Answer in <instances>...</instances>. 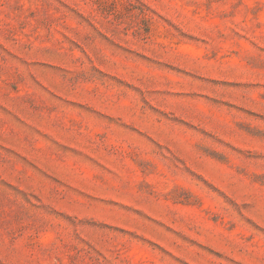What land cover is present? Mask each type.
<instances>
[{
    "label": "rangeland",
    "instance_id": "374dc122",
    "mask_svg": "<svg viewBox=\"0 0 264 264\" xmlns=\"http://www.w3.org/2000/svg\"><path fill=\"white\" fill-rule=\"evenodd\" d=\"M0 264H264V0H0Z\"/></svg>",
    "mask_w": 264,
    "mask_h": 264
}]
</instances>
